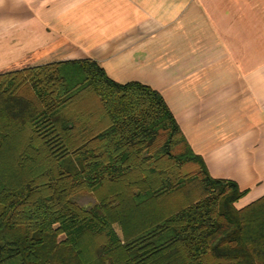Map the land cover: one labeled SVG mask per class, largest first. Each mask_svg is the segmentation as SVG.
Masks as SVG:
<instances>
[{"label":"trees","instance_id":"obj_1","mask_svg":"<svg viewBox=\"0 0 264 264\" xmlns=\"http://www.w3.org/2000/svg\"><path fill=\"white\" fill-rule=\"evenodd\" d=\"M245 194L149 86L90 59L0 74V264H264Z\"/></svg>","mask_w":264,"mask_h":264},{"label":"crops","instance_id":"obj_2","mask_svg":"<svg viewBox=\"0 0 264 264\" xmlns=\"http://www.w3.org/2000/svg\"><path fill=\"white\" fill-rule=\"evenodd\" d=\"M36 59L149 86L209 175L246 191L236 208L264 195V0H0V74Z\"/></svg>","mask_w":264,"mask_h":264},{"label":"rangeland","instance_id":"obj_3","mask_svg":"<svg viewBox=\"0 0 264 264\" xmlns=\"http://www.w3.org/2000/svg\"><path fill=\"white\" fill-rule=\"evenodd\" d=\"M35 55H38V53H35ZM6 56V52L4 53V57ZM33 62V64H39V65H43V64H41V63H43V61H39V60H35V61H32ZM38 65V66H39Z\"/></svg>","mask_w":264,"mask_h":264}]
</instances>
